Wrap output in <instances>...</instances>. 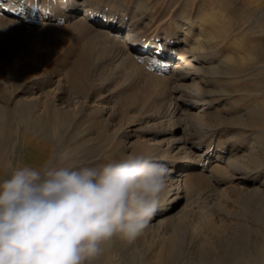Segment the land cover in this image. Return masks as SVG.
Segmentation results:
<instances>
[{
	"label": "rangeland",
	"instance_id": "obj_1",
	"mask_svg": "<svg viewBox=\"0 0 264 264\" xmlns=\"http://www.w3.org/2000/svg\"><path fill=\"white\" fill-rule=\"evenodd\" d=\"M69 1L0 0V179L9 162L102 166L129 153L168 166L171 177L187 162L170 167L150 147L182 139L198 161L186 183L198 190L172 212L158 208L135 238L114 237L92 263L264 262V0H71V16L113 19L114 34L133 31L161 48L136 50L129 62L89 38L102 25L68 27ZM183 53L199 71L169 65ZM162 121L176 131L158 133Z\"/></svg>",
	"mask_w": 264,
	"mask_h": 264
},
{
	"label": "clouds",
	"instance_id": "obj_2",
	"mask_svg": "<svg viewBox=\"0 0 264 264\" xmlns=\"http://www.w3.org/2000/svg\"><path fill=\"white\" fill-rule=\"evenodd\" d=\"M0 179V264H92L114 237L140 235L168 170L129 153L102 166L7 165Z\"/></svg>",
	"mask_w": 264,
	"mask_h": 264
},
{
	"label": "bare ground",
	"instance_id": "obj_3",
	"mask_svg": "<svg viewBox=\"0 0 264 264\" xmlns=\"http://www.w3.org/2000/svg\"><path fill=\"white\" fill-rule=\"evenodd\" d=\"M73 2L74 1H69L65 4V7L62 8L64 9V11H62L63 13V16H64V20H67L68 23H69V28L70 29H73L75 30L76 32H79L81 31V29L83 28H86L88 27L87 23H93L94 24H97V25H102L103 27V30H95V31H91L90 32V37L92 40H96L99 42V45L101 44L103 46L102 49H104V51H109L112 50L114 53H116V55L120 58H122L123 60H127L130 59V57L132 55H134L135 51L136 50H140L142 51L143 53L145 54H148V53H154V54H157L159 53V50L161 48H159V46H151V47H148V46H144L142 43H140L139 41H137L135 39V36H134V33H132L133 31H128L121 34L119 31H116L114 34V22H113V19H104L103 17H99L98 15H96L95 13L93 12H90V11H84L82 12L81 16H74L73 15L71 16L70 13H76L75 12V8H73ZM53 5V4H52ZM73 6V7H72ZM54 7V6H53ZM61 7H63L61 5ZM77 7V6H76ZM55 8V7H54ZM50 10V9H49ZM54 11V9H53ZM49 12V11H48ZM44 15L46 17H48V19H52L53 17H55L52 12V9L50 11V13H48ZM1 15V14H0ZM73 17V18H72ZM44 18V17H43ZM41 18V19H43ZM91 21V22H90ZM189 22V20H187ZM17 22V21H16ZM7 23V22H6ZM91 26H93V24H90ZM39 28V27H38ZM41 28V29H40ZM39 29V32L41 31V34L39 35H42L40 37H42L43 40H45L46 42H48L50 40V37L52 36V29H51V25H46L44 24V21L41 23V27ZM89 28V27H88ZM95 28V27H94ZM116 29V28H115ZM93 30V29H92ZM35 32V31H34ZM95 41V42H96ZM51 42V41H50ZM94 42V43H95ZM130 43V46H126L125 43ZM100 45V46H101ZM125 45V46H124ZM94 48V47H93ZM96 48V47H95ZM87 49V48H86ZM90 51V50H89ZM155 51V52H154ZM185 51V50H184ZM103 52V51H102ZM164 52V51H163ZM188 53V52H187ZM180 54V53H178ZM100 55V54H99ZM134 57V56H133ZM177 61V62H176ZM129 62V61H128ZM179 62V64H181L184 68L187 67L188 69H191V70H196V67L194 66V64L192 63V61H190L188 59V56L187 54L183 53L181 55H173L171 56V60H170V64L171 66H175L177 65ZM90 63V62H89ZM128 66V65H127ZM181 66V67H182ZM47 68V67H46ZM179 69V68H178ZM39 70V69H38ZM42 70V69H40ZM49 69H44L42 70V73L41 74H44V73H47L49 72L48 71ZM130 70V69H129ZM186 70V69H185ZM199 71V69H197ZM196 70V71H197ZM184 71V69H183ZM41 72V71H40ZM148 74V73H147ZM37 75V73H36ZM45 76V75H44ZM50 76V75H49ZM171 77V76H170ZM169 77V78H170ZM178 77V76H177ZM181 78V77H180ZM78 79V78H77ZM97 79V78H96ZM172 79V78H170ZM176 80V78H175ZM49 83H50V80L48 79L47 80ZM47 82V83H48ZM60 82L62 83V79H60ZM86 82V81H85ZM173 82V81H172ZM175 82V81H174ZM59 83V84H61ZM79 83V82H78ZM87 83V82H86ZM180 83V82H179ZM97 84V83H96ZM183 84V83H182ZM181 84V85H182ZM79 87V86H78ZM85 87V86H84ZM181 88V86H179ZM196 87V86H195ZM193 92V91H192ZM38 97V96H37ZM40 97V96H39ZM38 99V98H37ZM34 100V99H33ZM36 100V99H35ZM40 100V99H39ZM176 102V101H175ZM38 104V103H37ZM41 104V103H40ZM45 106L46 104H49L48 102L44 103ZM75 104V103H74ZM34 105V104H33ZM36 106V105H35ZM38 106V105H37ZM34 108V107H33ZM38 108V107H37ZM168 110V109H167ZM37 112V110H36ZM35 113V112H34ZM168 121V120H166ZM171 122V121H170ZM159 124H154L156 129L155 130H158L160 133V131L162 132H169V134H173L176 129L175 128H171V129H168V125L169 123H166L168 124L167 126V129L166 130H163L165 129L163 126V121L162 122H158ZM172 126V125H171ZM153 127V126H152ZM151 128V126L149 127ZM162 132V133H163ZM157 133V132H156ZM172 136H170L171 138ZM165 139V138H164ZM160 142H163V141H160ZM165 142V141H164ZM188 142V141H187ZM186 141L182 140V139H169L167 141V144H166V148H162L160 147L159 145L158 146H152L150 147V154L152 152H155L157 150H159L161 153H164V155L162 154V157L165 159H167V162L169 163V166L170 167H174V166H177L178 163L176 162L177 159H180V160H183L184 162L186 161L187 164L186 165H183V169L178 171V174L177 175H174V176H171V177H167L166 178V182H168L169 185L168 188H170L169 190H167V188L165 189L164 193L161 195V198H160V203H159V207L158 208H161V212H172L175 207L177 206L180 198H181V195L184 194L187 195V193H193V191L195 190L196 187H199V185H195L196 187H188L186 181L188 179V176H189V172L190 170L194 167L192 164L196 162V165H197V162L195 159H194V154L192 153V151H190V148L188 147V144H187ZM156 144V143H155ZM163 144V143H162ZM166 155V156H165ZM194 155V156H193ZM153 156V155H152ZM198 156V155H197ZM198 158V157H196ZM153 159V158H152ZM199 160V159H197ZM181 163V162H180ZM190 163V164H189ZM182 165V164H180ZM190 165V166H189ZM168 167V166H167ZM166 167V168H167ZM169 168V167H168ZM177 169V168H176ZM179 169V168H178ZM222 169V168H221ZM168 172H171L170 169H167ZM193 171V170H192ZM192 185V184H190ZM194 185V184H193ZM201 187V186H200ZM197 189V188H196ZM257 189V188H256ZM198 190V189H197ZM174 193V194H173ZM174 197V198H172ZM247 198V197H246ZM167 215V214H166ZM215 215V214H214ZM176 215H169L167 217L168 221L169 220H173L174 221V218H175ZM176 219V218H175ZM182 219V218H181ZM162 220H159L157 221L154 226H157L159 227L161 224H162ZM177 220V219H176ZM167 221V220H166ZM164 223V222H163ZM161 228V227H160ZM154 236V235H153ZM167 257V256H166Z\"/></svg>",
	"mask_w": 264,
	"mask_h": 264
},
{
	"label": "crops",
	"instance_id": "obj_4",
	"mask_svg": "<svg viewBox=\"0 0 264 264\" xmlns=\"http://www.w3.org/2000/svg\"><path fill=\"white\" fill-rule=\"evenodd\" d=\"M250 263H252V264H254V263H257V264H264V262L263 261H258L257 260V262H255V259H254V257H253V259H251V262ZM93 264V263H92Z\"/></svg>",
	"mask_w": 264,
	"mask_h": 264
},
{
	"label": "snow or ice",
	"instance_id": "obj_5",
	"mask_svg": "<svg viewBox=\"0 0 264 264\" xmlns=\"http://www.w3.org/2000/svg\"><path fill=\"white\" fill-rule=\"evenodd\" d=\"M32 7L35 9L37 6L36 5H32ZM19 11L21 12V15L23 14V9H19Z\"/></svg>",
	"mask_w": 264,
	"mask_h": 264
}]
</instances>
